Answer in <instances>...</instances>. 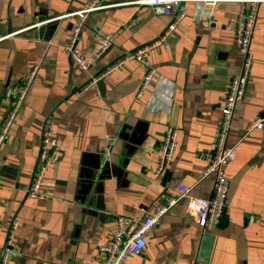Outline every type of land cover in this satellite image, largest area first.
Returning a JSON list of instances; mask_svg holds the SVG:
<instances>
[{
  "label": "crops",
  "instance_id": "obj_1",
  "mask_svg": "<svg viewBox=\"0 0 264 264\" xmlns=\"http://www.w3.org/2000/svg\"><path fill=\"white\" fill-rule=\"evenodd\" d=\"M134 1L99 0L104 8L88 15L79 35L82 53L90 58L97 52V30L122 31L81 72L64 51L77 17L65 16L92 0H0V126L10 110L6 88L40 67L0 150V264L15 222L9 264H99L115 216L143 220L177 196V185L212 198L214 177L203 176L204 153L218 135L229 82L243 63L235 43L242 5L187 1L168 48L146 54L160 77L138 98L141 63H123L102 79V89L90 82L158 41L172 21ZM257 13L252 73L228 138L237 157L225 168L230 188L223 220L205 231L181 199L149 233L143 254L127 264H264V129L245 131L264 118V3ZM135 15L141 20L127 27ZM48 120L61 149L45 178L48 199L35 200L28 190ZM170 126L178 129L176 148L168 169L158 174L160 144ZM108 143L110 161L102 158Z\"/></svg>",
  "mask_w": 264,
  "mask_h": 264
},
{
  "label": "built area",
  "instance_id": "obj_2",
  "mask_svg": "<svg viewBox=\"0 0 264 264\" xmlns=\"http://www.w3.org/2000/svg\"><path fill=\"white\" fill-rule=\"evenodd\" d=\"M187 1L191 0H137L131 2V4L134 5L149 7L155 15L172 17V21L158 41L134 53L125 55L117 63L110 66L98 78H94L91 83L95 84L102 80L105 76L111 74L125 62H138L145 68V74L138 89L137 97H144L160 77L159 72L154 68L146 54L149 50L156 49L161 45L168 48V37L173 34L179 23L187 15V10L184 6ZM199 1L216 4L221 2H232L234 0ZM237 2L242 5V9L236 23L235 43L243 55V63L240 72L233 76L229 82L221 110L218 135L212 144L211 149L204 153L207 166L203 172V176L214 177L212 198L202 199L193 196L190 187L186 185H177V196L168 198L167 205L156 208L143 220L130 219L121 215L115 216L112 227V239L108 244H105L100 248L103 259L99 264H127L133 257L142 255L147 245L146 238L149 233L158 227L161 218L181 199H187V211L189 215L192 216L196 223L205 231L214 229L221 222L225 213L230 188V180L226 175L225 168L235 161L237 157L235 148L228 146V138L233 127V116L236 112L237 105L245 96L248 81L252 73L254 63V57L251 51L253 29L257 21V7L264 3V0H237ZM103 8L104 6L99 5V0H92L88 8L65 16L77 17L76 25L72 30L68 42L64 46V51L81 72L89 71V69L109 50L115 38L122 31L121 28L113 33L105 32L101 29L97 30L96 36L100 40L97 52L90 58H87L82 53V50L78 46V40L86 18L90 13ZM177 9H179V11H177ZM140 20L141 17L135 15L128 21L127 27L137 24ZM39 68V65L33 67L24 83H21L20 85H10L6 88L5 100L9 103L10 110L6 119L0 126V150L11 137V130L21 107L28 97L30 88L36 78ZM263 129L264 118H256L247 125L245 131L249 134L253 131ZM177 139L178 129L173 126L167 127L160 144L161 155L157 170L158 174L163 173L170 166L176 148ZM60 149L61 147L54 135L53 120H48L42 139V148L38 158L37 168L34 173L32 185L28 190V195L31 199H48L49 195L44 190V182L50 167L54 164L59 155ZM112 154L113 146L111 143H108L102 151V158L110 161ZM18 227V223L15 222L6 241L1 264L10 263V252ZM195 264L200 263L196 262Z\"/></svg>",
  "mask_w": 264,
  "mask_h": 264
},
{
  "label": "water",
  "instance_id": "obj_3",
  "mask_svg": "<svg viewBox=\"0 0 264 264\" xmlns=\"http://www.w3.org/2000/svg\"><path fill=\"white\" fill-rule=\"evenodd\" d=\"M42 31V30H41ZM91 82V81H90ZM97 86L100 88V89H102L103 88V86H104V81L103 80H100V81H98L97 82ZM78 91H80V89H76L75 91H74V93L75 92H78ZM223 220V219H222Z\"/></svg>",
  "mask_w": 264,
  "mask_h": 264
}]
</instances>
